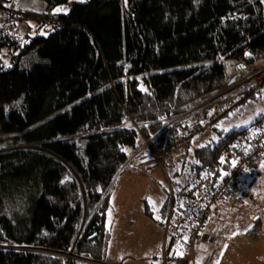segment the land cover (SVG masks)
<instances>
[{"label": "trees", "instance_id": "1", "mask_svg": "<svg viewBox=\"0 0 264 264\" xmlns=\"http://www.w3.org/2000/svg\"><path fill=\"white\" fill-rule=\"evenodd\" d=\"M45 2L44 14L7 6L19 33L0 37V264H100L127 150L141 141L158 156L201 137L218 103L205 99L229 66L264 60V0ZM28 18L53 29L34 37L20 26ZM245 132L196 148L192 167L219 172L221 151ZM165 251L176 264L184 245L170 238Z\"/></svg>", "mask_w": 264, "mask_h": 264}, {"label": "rangeland", "instance_id": "2", "mask_svg": "<svg viewBox=\"0 0 264 264\" xmlns=\"http://www.w3.org/2000/svg\"><path fill=\"white\" fill-rule=\"evenodd\" d=\"M3 2L9 8L22 12H48L45 0ZM69 6L60 5L50 11L65 14ZM24 21L20 26H29L34 37H46L53 29L40 18ZM230 98L214 104L220 117L203 130L199 139L180 141L167 153L159 152L158 156L141 141L135 148L127 150L129 161L117 175L109 194L108 255L100 264H164V231L157 216L161 218L162 206L168 201L167 178L175 191L180 190L202 172L192 167L199 163L195 157L196 148L213 147L233 131H253L258 126L255 124L264 119V94L249 95L245 90L238 94L237 99ZM194 107L192 105L191 109ZM252 169L254 171H247L242 179L248 191L243 201L218 206V212L207 227L219 233L217 244L209 246L206 243L209 235L208 229L204 230L202 242L196 247V264H264V161ZM168 263L175 264L172 261Z\"/></svg>", "mask_w": 264, "mask_h": 264}, {"label": "built area", "instance_id": "3", "mask_svg": "<svg viewBox=\"0 0 264 264\" xmlns=\"http://www.w3.org/2000/svg\"><path fill=\"white\" fill-rule=\"evenodd\" d=\"M18 15L12 13L5 2L0 0V37L12 38L18 35L19 29L15 25ZM263 87L264 61L253 64L238 62L234 65V75H228L217 91L205 99V103L227 98L241 89L253 94L260 93ZM208 116L209 123L219 118L215 107L209 109ZM132 120L129 118V121L133 122ZM134 126L137 127L135 124ZM186 133L187 138L192 136L190 132ZM220 159L227 163L225 168L219 172L205 168L195 180L178 191H175L171 180L167 178L169 195L163 240L165 264V244L170 238L181 241L184 245V254L176 264H194L196 245L202 240L203 229L218 212V206L239 202L241 193L247 192L242 184V177L251 170L252 165L264 161V125L255 126L253 131L235 136L221 151ZM218 236L219 233L210 235L209 241L215 243Z\"/></svg>", "mask_w": 264, "mask_h": 264}, {"label": "crops", "instance_id": "4", "mask_svg": "<svg viewBox=\"0 0 264 264\" xmlns=\"http://www.w3.org/2000/svg\"><path fill=\"white\" fill-rule=\"evenodd\" d=\"M23 27V26H22ZM26 27V26H25ZM228 74H229V76H233L234 75V66H229V69H228ZM233 81H234V79H233ZM241 91H243L242 89L241 90H238V91H234L233 92V94H231L230 96H232L233 97V99L234 98H236L237 99V96H238V93H240ZM264 94V87L263 88H261V90H260V95H263ZM218 109H216V111H217ZM218 114V113H217ZM219 115V114H218ZM219 117H220V115H219ZM259 125H264V120L259 124ZM208 229V235L210 236V234H212V228L210 229V228H207ZM207 229H206V231H207ZM209 236H208V239H206L205 241H207L206 243L210 246V245H215V244H217V240L215 241V243H211L210 241H209ZM202 242V241H201ZM200 242V243H201ZM195 260H196V256H195Z\"/></svg>", "mask_w": 264, "mask_h": 264}, {"label": "bare ground", "instance_id": "5", "mask_svg": "<svg viewBox=\"0 0 264 264\" xmlns=\"http://www.w3.org/2000/svg\"><path fill=\"white\" fill-rule=\"evenodd\" d=\"M263 61H264V60H263ZM261 62H262V61H257L256 63H261ZM216 91H217V90H216ZM216 91H215V92H216ZM215 92H213V93H215ZM213 93H212V94H213ZM212 94H211V95H212ZM226 100H227V98H222V99H218V100H216V101H226ZM208 113H209V111L207 112V114H206V116H205V119H203V121H202V123L204 124V127H209V126L213 123V122H212V123H209V122H208V120H209ZM130 122H131V121H130ZM131 124L134 126V124H133L132 122H131ZM134 127H136V126H134ZM136 128L140 131V127H139L138 125H137ZM199 174H200V173H199ZM199 174H198V176H199ZM198 176H197V177H198ZM197 177H196V178H197ZM196 178H195V179H196ZM195 179H194V180H195ZM223 204H224V203H223ZM163 231H164V227H163ZM37 250H38V249H37ZM41 251H43V250H41Z\"/></svg>", "mask_w": 264, "mask_h": 264}, {"label": "snow or ice", "instance_id": "6", "mask_svg": "<svg viewBox=\"0 0 264 264\" xmlns=\"http://www.w3.org/2000/svg\"><path fill=\"white\" fill-rule=\"evenodd\" d=\"M56 11H62V9H56ZM8 66L10 67L11 65H8ZM240 67H243V65H241ZM225 131H227V129H225ZM157 219H160V217L157 216Z\"/></svg>", "mask_w": 264, "mask_h": 264}, {"label": "clouds", "instance_id": "7", "mask_svg": "<svg viewBox=\"0 0 264 264\" xmlns=\"http://www.w3.org/2000/svg\"><path fill=\"white\" fill-rule=\"evenodd\" d=\"M228 75H229V74H228ZM243 90H244V89H243ZM228 97H229V96H228ZM228 97H227V98H228ZM216 120H217V119H216ZM217 238H218V237H217ZM216 240H217V239H216Z\"/></svg>", "mask_w": 264, "mask_h": 264}]
</instances>
